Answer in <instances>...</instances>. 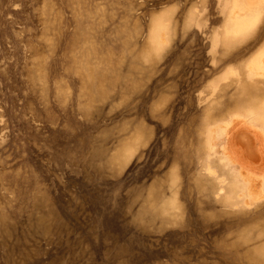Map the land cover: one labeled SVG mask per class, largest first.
Masks as SVG:
<instances>
[{"label":"rangeland","instance_id":"374dc122","mask_svg":"<svg viewBox=\"0 0 264 264\" xmlns=\"http://www.w3.org/2000/svg\"><path fill=\"white\" fill-rule=\"evenodd\" d=\"M0 264H264V0H0Z\"/></svg>","mask_w":264,"mask_h":264}]
</instances>
